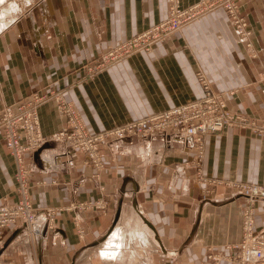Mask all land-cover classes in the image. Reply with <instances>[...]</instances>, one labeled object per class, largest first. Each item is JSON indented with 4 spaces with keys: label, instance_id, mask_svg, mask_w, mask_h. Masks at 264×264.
I'll list each match as a JSON object with an SVG mask.
<instances>
[{
    "label": "crops",
    "instance_id": "obj_1",
    "mask_svg": "<svg viewBox=\"0 0 264 264\" xmlns=\"http://www.w3.org/2000/svg\"><path fill=\"white\" fill-rule=\"evenodd\" d=\"M14 1L19 10L0 31V111L60 90L97 134L200 100L201 75L231 114L264 124V0L241 3L250 46L218 10L85 79V65L166 20L172 0ZM175 1L186 8L202 0ZM39 114L48 138L68 125L56 102ZM102 154L101 171L51 140L26 156L37 221L50 211L55 220L40 238L24 226L5 229L0 264H217L212 255L238 264L231 247L242 238L246 202L234 184L264 185V136L227 127L205 138L201 158L174 134L110 141ZM16 176L0 135V206L17 203ZM253 213L264 237V200ZM112 236L122 239L111 248L120 253L104 259Z\"/></svg>",
    "mask_w": 264,
    "mask_h": 264
},
{
    "label": "built area",
    "instance_id": "obj_2",
    "mask_svg": "<svg viewBox=\"0 0 264 264\" xmlns=\"http://www.w3.org/2000/svg\"><path fill=\"white\" fill-rule=\"evenodd\" d=\"M243 1L246 0H202L196 5L183 8L172 0L169 17L166 20L102 55L95 61L96 67L92 71L95 70L94 73H96L124 62L134 54L150 52L156 44L173 37L186 27L218 10H223L228 14L241 39L246 42L247 46H250L251 32L241 12ZM199 78L204 93L200 100L97 134H91L86 130L78 113L68 102H57L61 113L68 117V125L59 136L51 138L43 136L38 115L39 108L45 105L50 97L35 96L30 102H18L5 107L0 113V132L10 135L9 149L17 160V178L21 184L18 193L21 200L15 205L0 206V229L22 222L31 226L30 232L36 238H40L46 225L49 228L53 227L56 215L53 211L49 212V218L43 225L37 227L36 220L39 218L33 209L30 197L31 171L24 160L25 152L30 150L29 153L37 154L50 140L66 142L71 150L87 156L88 164L92 168L101 171L104 168L101 145L111 140L122 141L131 137L148 138L154 134H174L175 139L189 143L199 158L202 156L204 139L227 127L249 129L264 136V124L242 115L231 114L224 97L215 92L201 75ZM19 131L28 141L33 136L36 137L30 147H20ZM234 187L246 193L247 203H249L244 211L242 241L235 246V249L239 251V257L235 261L238 264H262L264 263V237L258 236L254 231L252 203L258 199H264V185L234 184ZM0 243H3L1 230ZM211 258L218 264L223 256H211Z\"/></svg>",
    "mask_w": 264,
    "mask_h": 264
},
{
    "label": "rangeland",
    "instance_id": "obj_3",
    "mask_svg": "<svg viewBox=\"0 0 264 264\" xmlns=\"http://www.w3.org/2000/svg\"><path fill=\"white\" fill-rule=\"evenodd\" d=\"M29 0H20V2H23L24 4H27V2H28ZM4 2H5V4H4ZM198 3H200V1L199 2H197V3H195V4H193V5H196V4H198ZM11 4V5H10ZM193 5H191V6H193ZM10 6V8L13 10L12 12H11V14H9V16L10 17H6L3 21H5L3 24L4 25H7L8 23H9V21H10V18H12L13 16H15V13L19 10V6H18V4H17V2L16 1H14V0H3V2H2V5H1V8L3 9H5L6 7L8 8ZM15 6V7H14ZM191 6H189V7H191ZM7 22V23H6ZM149 29H151V28H149ZM148 29V30H149ZM148 30H146V31H148ZM145 31V32H146ZM142 33H144V32H142ZM126 43V42H125ZM116 48V47H115ZM112 49H114V48H112ZM112 49H109L108 51H110V50H112ZM108 51H106L105 53H103V54H101V56L102 55H104V54H106ZM135 55V54H134ZM100 56V57H101ZM99 57V58H100ZM98 58H96L93 62H91V63H89V64H87V65H85V67H84V72H85V77L83 78V79H85V78H91L94 74H96V73H94L95 72V70L94 71H92L95 67H96V64H95V61L97 60ZM87 62V61H86ZM101 69H104V68H101ZM101 71V70H100ZM100 71H98V72H100ZM103 71V70H102ZM35 96H42V97H50V98H48V100H46V104H48V103H50V102H56V104H57V102H69L66 98H65V96L63 95V92L62 91H60V90H49V91H47V92H42V91H37V92H34L31 96H30V98H28L27 100L25 99V100H23V101H20V102H30L32 99H34L35 98ZM189 104V103H188ZM10 105H12V104H10ZM186 105V104H185ZM8 105H5L2 109H1V111L3 110V109H5V107H7ZM57 106H58V104H57ZM42 107V106H41ZM40 107V108H41ZM40 108H39V110H40ZM58 108H59V106H58ZM60 109V108H59ZM1 111H0V113H1ZM38 115H39V122H40V114H39V111H38ZM253 120V119H252ZM129 123H131V122H129ZM129 123H127V124H129ZM40 127H41V123H40ZM119 127V126H118ZM117 128V127H116ZM113 129H115V128H113ZM113 129H111V130H113ZM42 131V130H41ZM23 132V131H22ZM222 132V131H221ZM61 132H58L57 134H54L52 137H57V136H59V134H60ZM217 133H220V132H217ZM217 133H214V134H217ZM254 133V132H253ZM255 133H257V132H255ZM43 134V133H42ZM258 135H261V136H263L261 133H257ZM0 135H1V138L3 139V141H4V144H5V146H6V148L8 149V151L10 152V154L14 157V159H15V156L13 155V153H12V151L9 149L10 148V135L9 134H7V135H4V133L2 134V132H0ZM18 135H21V133H20V131H19V134ZM211 135H213V134H211ZM43 136H44V134H43ZM46 137V136H45ZM51 138V137H50ZM143 138V137H142ZM36 139V137L35 136H33L31 139H29V141L27 140V138L25 137V136H19V145H20V147L21 148H28V147H30L32 144H33V141ZM111 141H113V140H111ZM119 141H121V140H119ZM54 142H60V143H64V144H66L67 145V143L66 142H61V141H54ZM110 142V141H109ZM204 142H205V139H204ZM106 144V143H105ZM47 146V145H46ZM46 146L44 147V148H42V150H41V152L42 151H44L45 149H46ZM103 146H104V144L103 145H101V157H102V161H103V164L105 165V163H104V158H103V154H102V148H103ZM203 151H204V146H203ZM203 151H202V154H203ZM30 152V150H28L27 152H25V157H24V160H25V163H26V156L28 155V154H30L29 153ZM32 153V152H31ZM40 153V152H39ZM39 153H37V154H39ZM82 154V153H81ZM82 155H84V154H82ZM85 156V155H84ZM86 157V163H88V158H87V156H85ZM202 157V156H201ZM201 157H199V158H201ZM15 161H17L16 159H15ZM17 164V163H16ZM90 166V165H89ZM28 167V166H27ZM94 169V168H93ZM17 173H18V166H17ZM16 180H17V183H18V188H17V192H18V189L21 187V184H20V182L18 181V178H17V176H16ZM31 182V181H30ZM246 184V183H245ZM257 185H260V184H257ZM31 188H32V186H31ZM235 191L237 192V194L236 195H238L237 197H239V198H244V200H245V202H246V205L248 206L249 205V203H247V195H245L246 193H244V192H240V189L239 188H236L235 187ZM21 200V198H20V196H19V199H18V201H20ZM261 200H264V199H258L257 201H261ZM18 201H17V203H18ZM256 201V202H257ZM256 202H253L252 204H253V206H252V209L254 210L255 209V203ZM32 206H33V203H32ZM249 208V207H248ZM33 209L35 210V208H34V206H33ZM30 210V209H29ZM244 211H246V207H245V209H244ZM26 214V213H25ZM25 214H23V216L25 215ZM244 215H245V212H243V217H244ZM36 222H37V227H39L40 225H39V222L36 220ZM253 224H254V229H255V221H254V219H253ZM18 226H24L25 228H27V231H29V233L30 234H32L30 231H31V229H32V227L31 226H28V225H25L24 223H22V222H18V223H15V224H13V225H11L10 227H8V228H3V229H0L1 230V235H2V238H3V243H0V246H5V239H4V231H5V229H9V228H12V227H18ZM45 227H47V228H49L48 227V225H46ZM44 227V228H45ZM44 231V230H43ZM243 231H244V220H243ZM41 236H42V234H41ZM242 236H243V232H242ZM113 237H111L109 240H108V244L109 243H111L112 245H108V244H105V248H103V249H101V256H102V254H104V253H110V252H114L111 248H115L116 246H115V244H114V242H116V243H122V239L121 240H114V239H112ZM120 238H122V236L120 237ZM116 239V238H115ZM113 240H114V242H113ZM242 241V238H241V240H240V242ZM239 242V243H240ZM238 243V244H239ZM122 245V244H121ZM237 245V244H236ZM236 245H234V246H232L231 248H234L235 249V246ZM110 248V249H109ZM238 250V249H237ZM119 251H116V253H118ZM238 253H239V251H238ZM213 256V255H212ZM217 256H219V255H217ZM102 258H104V259H108V260H113V259H111V258H106V257H104V256H102ZM210 258H211V256H210ZM212 259V258H211ZM213 261H215L214 259H212ZM236 260V259H235ZM216 262V261H215ZM263 264V263H262Z\"/></svg>",
    "mask_w": 264,
    "mask_h": 264
},
{
    "label": "bare ground",
    "instance_id": "obj_4",
    "mask_svg": "<svg viewBox=\"0 0 264 264\" xmlns=\"http://www.w3.org/2000/svg\"><path fill=\"white\" fill-rule=\"evenodd\" d=\"M2 2H3V0H0V31H2L4 28H6L8 25H9V23H11V21L13 20V18H14V16L12 17V18H10V21H9V23L7 24V25H4L5 23V21H3L6 17H10L9 16V14H11V12L13 11L11 8H10V6L7 8H1V5H2ZM4 4H5V2H4ZM11 5V4H10ZM15 7V6H14ZM6 20V19H5ZM4 23V24H3ZM7 23V22H6ZM254 219V218H253ZM127 227V226H126ZM253 228H254V225H253ZM254 231H255V229H254ZM118 234H116V236H117ZM116 236H115V238H116ZM113 237V236H112ZM119 237H117L116 239H118ZM115 240V239H114ZM114 240H113V242H114ZM110 241V240H109ZM114 243H116V242H114ZM110 245H112L111 243H109ZM108 244V245H109ZM123 244V243H122ZM119 245H121V244H119ZM105 248V247H104ZM122 249V248H121ZM114 251H116V250H114ZM118 253H120V252H118ZM105 255V254H104ZM119 255V254H118ZM110 256V255H109ZM111 256H114L115 257V254H113V255H111ZM114 259V258H113Z\"/></svg>",
    "mask_w": 264,
    "mask_h": 264
}]
</instances>
